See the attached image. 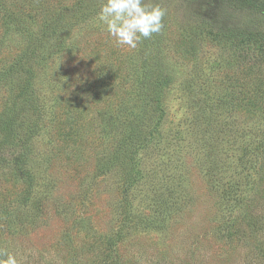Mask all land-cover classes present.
Returning <instances> with one entry per match:
<instances>
[{
  "label": "rangeland",
  "instance_id": "rangeland-1",
  "mask_svg": "<svg viewBox=\"0 0 264 264\" xmlns=\"http://www.w3.org/2000/svg\"><path fill=\"white\" fill-rule=\"evenodd\" d=\"M101 2L0 0V250L100 264L75 252L121 225L132 264H264V225L246 231L264 211V47L209 32L264 34V10L151 0L164 27L128 49ZM144 73L165 80L153 111Z\"/></svg>",
  "mask_w": 264,
  "mask_h": 264
},
{
  "label": "trees",
  "instance_id": "trees-1",
  "mask_svg": "<svg viewBox=\"0 0 264 264\" xmlns=\"http://www.w3.org/2000/svg\"><path fill=\"white\" fill-rule=\"evenodd\" d=\"M240 1L243 4L257 8V10H259V11L264 10V1H261V0H240ZM209 32L212 33L214 35V37L218 38V39L221 36H223V37H228L229 39H231L232 41H234L236 43H243L245 41H249V42H253L255 44H258V45L264 47V34H259L257 32H254L253 30H249L248 32H242V31L238 32L237 30L232 28L231 30L225 31V30L220 29L216 26L215 27L211 26V29ZM164 81H165L164 77H163V79L162 78L159 79V78H156L153 76L149 77V75H147L145 73L141 76V78L139 80V82H140L139 86L140 87H139V92H137V95H139V98L147 106H150V109L152 111H153V108H152L151 102L153 100H157V99L159 101V99L162 98L160 86H164ZM11 120H13V119H11ZM2 129L9 132L12 129V125L10 124V122H7V124H4ZM135 133L136 132H131V134H133V137L136 136ZM7 140L8 139H4V142L6 143ZM259 145H260V142H259ZM249 148H250V146L246 148L247 152H248ZM2 149L3 148H2V145L0 142V150H2ZM244 158L245 157H243V159ZM0 159H3V156L1 154H0ZM16 161L18 164L22 163L19 158ZM19 166L20 165H18V167ZM231 184L232 183L229 182L230 186H231ZM226 194L232 195L231 188L226 189ZM225 198L226 197L224 195V200H225ZM7 207L5 209L1 210L2 214L0 216V220L2 222L1 225L4 227V228H2V231L7 230V226L9 225L8 219H7V214H6ZM124 212H125V210H124ZM124 215H125V213H124ZM248 215H252L251 216L252 220H249L247 222V227H246L247 233L258 232L259 229L264 225V211L263 212H256L255 214L250 213ZM125 218H126V215H125ZM124 224H126V222ZM144 228L148 230L147 227H144ZM149 228H151V226H149ZM111 233L112 234H110L108 236H102V235H99V233H97L95 235V237H93L90 241H88L89 242L88 247L91 251L88 252L86 250H83V253H79L77 250L75 252L76 254L74 255V256H76L75 260L83 254H84L83 256H88L87 254H89L90 252L92 254H95L97 251H99L104 257V259L99 260L100 264H132L130 261L129 255L127 256L125 254V251H124V250H126L124 248V245L129 243V239L127 238L128 236L123 232L121 225H120V227L119 226L113 227ZM0 242H2V241L0 240ZM97 258H99V256H97ZM90 259H93V258H90ZM74 264H80V261L76 260V262ZM159 264H161V263H159ZM163 264H168V262L163 263Z\"/></svg>",
  "mask_w": 264,
  "mask_h": 264
},
{
  "label": "clouds",
  "instance_id": "clouds-1",
  "mask_svg": "<svg viewBox=\"0 0 264 264\" xmlns=\"http://www.w3.org/2000/svg\"><path fill=\"white\" fill-rule=\"evenodd\" d=\"M165 10L151 0H102L95 17L117 46L135 49L142 38H150L164 27ZM0 264H20L17 254L0 250Z\"/></svg>",
  "mask_w": 264,
  "mask_h": 264
}]
</instances>
